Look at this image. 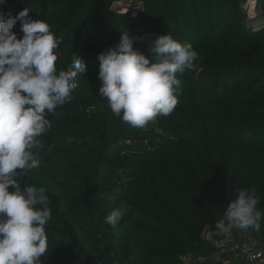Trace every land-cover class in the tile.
Wrapping results in <instances>:
<instances>
[{"label":"trees","instance_id":"1","mask_svg":"<svg viewBox=\"0 0 264 264\" xmlns=\"http://www.w3.org/2000/svg\"><path fill=\"white\" fill-rule=\"evenodd\" d=\"M112 1L0 5V17L28 8L63 38L58 70L71 69L73 54L87 65L73 98L48 114L52 126L35 150L40 167L21 178L47 189L51 219L41 264L210 257L216 224L238 189H255L264 211V12L260 20L248 16L244 0H153L131 20L112 14ZM13 31L22 38L19 21ZM120 31L131 32L134 48L148 56L151 42L167 34L199 53L193 67L177 73L173 112L143 128L117 118L99 96L98 56L119 42ZM120 207L126 212L113 229L105 217ZM237 230L264 245V220L259 231Z\"/></svg>","mask_w":264,"mask_h":264},{"label":"clouds","instance_id":"2","mask_svg":"<svg viewBox=\"0 0 264 264\" xmlns=\"http://www.w3.org/2000/svg\"><path fill=\"white\" fill-rule=\"evenodd\" d=\"M2 4L7 0H0ZM29 12L25 8L7 19L0 17V264H41L48 250L46 225L51 208L47 189L22 184L21 178L40 167L35 150L42 148L39 138L52 126L48 114L73 98L76 77L87 70L86 62L76 54L71 69L58 70L63 38ZM17 21L22 38L13 31ZM120 32L119 42L98 56L99 96L108 99L117 118L143 128L173 112L181 84L177 73L193 67L199 53L190 43L167 34L151 42L148 56L134 48L136 38L131 32ZM116 199L110 197L112 203ZM259 203L255 189H238L216 228L259 231L264 220ZM125 212L114 208L105 223L116 229Z\"/></svg>","mask_w":264,"mask_h":264},{"label":"built area","instance_id":"3","mask_svg":"<svg viewBox=\"0 0 264 264\" xmlns=\"http://www.w3.org/2000/svg\"><path fill=\"white\" fill-rule=\"evenodd\" d=\"M153 0H113L109 8L110 12L116 16L128 17L137 20L145 12L148 3ZM258 0H248L246 12L248 16H254L248 12L249 7L253 10ZM216 252L207 258L188 257L187 264H234L230 257L234 258L238 264H264V245L255 241L251 237L243 234L242 231L232 229L229 232L216 230L213 233Z\"/></svg>","mask_w":264,"mask_h":264},{"label":"rangeland","instance_id":"4","mask_svg":"<svg viewBox=\"0 0 264 264\" xmlns=\"http://www.w3.org/2000/svg\"><path fill=\"white\" fill-rule=\"evenodd\" d=\"M248 0H244L243 1V8L245 9L246 7L248 8ZM254 7L253 10L251 11L252 8L249 7L248 12H251V14L255 13V19L256 20H260L263 16V12H264V7H262L259 3V1H257L256 5L252 6ZM261 27H263V24L261 23Z\"/></svg>","mask_w":264,"mask_h":264},{"label":"crops","instance_id":"5","mask_svg":"<svg viewBox=\"0 0 264 264\" xmlns=\"http://www.w3.org/2000/svg\"><path fill=\"white\" fill-rule=\"evenodd\" d=\"M230 260H231L232 263L238 264V262L234 258L230 257Z\"/></svg>","mask_w":264,"mask_h":264}]
</instances>
